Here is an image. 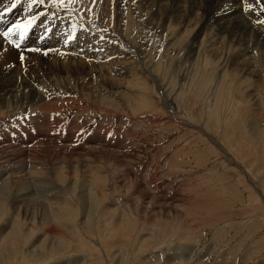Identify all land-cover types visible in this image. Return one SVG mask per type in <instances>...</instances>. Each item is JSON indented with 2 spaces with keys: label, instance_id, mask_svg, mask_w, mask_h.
Here are the masks:
<instances>
[{
  "label": "rangeland",
  "instance_id": "1",
  "mask_svg": "<svg viewBox=\"0 0 264 264\" xmlns=\"http://www.w3.org/2000/svg\"><path fill=\"white\" fill-rule=\"evenodd\" d=\"M178 1L0 0V264H264V0Z\"/></svg>",
  "mask_w": 264,
  "mask_h": 264
},
{
  "label": "bare ground",
  "instance_id": "2",
  "mask_svg": "<svg viewBox=\"0 0 264 264\" xmlns=\"http://www.w3.org/2000/svg\"><path fill=\"white\" fill-rule=\"evenodd\" d=\"M222 2H220V3H222V5H220V7H219V9L218 10H216L215 11V13L213 14V15H211L212 17H211V26H210V29H213L214 30V32L216 33V34H219V36L221 35V36H223V35H233V36H236V38H238L239 37V26H240V22H241V19L239 18V16H238V14H236V13H232L229 9H226V10H224L223 9V6H225V5H227V3L229 2V0H221ZM140 3L141 4H144V6H145V4L147 5V6H145V8H149L150 7V9H155V10H157L158 12H160V11H162L163 13L165 12V11H170L172 14H173V17H172V19H176V20H180L181 21V19H183V22L188 18V17H190V14L191 13H193V10L192 9H190V10H187V11H189V12H182V11H186V9H180L182 6H179V4L180 3H183V1H178V2H176V3H171L170 2V0H140ZM194 3H192L191 5H193ZM191 5H188V7L189 6H191ZM193 8V7H192ZM196 9V8H195ZM197 10H199V9H197ZM156 11V12H157ZM154 12V11H153ZM169 13V12H168ZM171 13H170V15H171ZM205 13V12H204ZM159 14V13H158ZM207 14V13H206ZM163 15V14H162ZM209 15V14H208ZM169 16V15H168ZM193 17V16H192ZM166 18V17H165ZM168 18H170V17H168ZM242 19L245 21L243 24H244V26L248 29V25L246 24V22L247 23H250V22H248L246 19H244L243 17H242ZM207 21V20H206ZM206 21L204 20L203 22L204 23H206ZM181 23V22H180ZM210 23V22H209ZM250 24H252V23H250ZM205 25V24H204ZM208 25V24H207ZM183 28V27H182ZM252 28V27H251ZM205 29V28H204ZM209 29V30H210ZM201 30V29H200ZM254 28L253 29H251V30H249L248 31V33L249 34H253L254 33ZM202 31V30H201ZM212 31V30H211ZM198 33H200L199 31H198ZM223 34V35H222ZM255 34H256V36H255V40H254V44L256 45V44H258L259 45V43L260 42H264V38H263V40H261V36H262V34L261 33H257V32H255ZM217 36V35H216ZM258 45H256L257 47H258ZM75 48V47H74ZM82 49V48H81ZM73 51V50H72ZM242 51H246V49H242ZM242 51H240V52H242ZM58 53V52H57ZM76 54V53H75ZM239 56H240V59H239V62H241V61H244L242 58L244 57V55H243V52L242 53H240L239 54ZM238 57V56H237ZM247 58V57H246ZM95 59V58H94ZM237 59V58H236ZM249 60H246L245 59V61L244 62H246L245 63V65H249L250 63L248 62ZM244 62H242V63H244ZM238 63V62H237ZM238 65V64H237ZM85 66V65H84ZM236 67V66H235ZM250 71V70H249ZM254 71V70H253ZM250 73V72H249ZM252 74V73H251ZM19 76V75H18ZM18 80V79H17ZM16 83V82H15ZM18 83V82H17ZM15 88V87H14ZM89 90V89H88ZM10 92H11V90H10ZM2 93V92H1ZM4 94V93H3ZM9 94V93H8ZM26 94V93H25ZM42 95V94H41ZM83 95V94H82ZM17 99V98H16ZM28 100V99H27ZM43 100V99H42ZM7 101V100H6ZM31 102V101H30ZM35 102V101H34ZM43 102V101H42ZM46 102V101H45ZM107 102V101H106ZM11 104V103H10ZM20 104H21V102H20ZM15 106V105H14ZM25 106L26 107H28V102H26V104H25ZM16 107V106H15ZM40 107V106H39ZM128 107V106H127ZM30 108H31V106H30ZM81 109H82V107H81ZM41 110V109H40ZM30 111V110H29ZM58 141V140H57ZM46 142V141H45ZM53 142V141H52ZM44 143V142H43ZM66 143V142H65ZM1 151V150H0ZM72 153V152H71ZM0 176H1V174H0ZM7 177V176H6ZM10 182V181H9ZM25 183V182H24ZM22 184H23V182H22ZM27 184V185H26ZM28 184L29 183H25L24 185H22V186H24V187H21L22 189H18V196H20V198H24V196L23 195H28V194H30V196L29 197H34L33 196V192L32 191H30V187H28ZM7 185H8V181H7V179H3L2 177H1V179H0V190H6V188L8 189V187H7ZM25 186H27V187H25ZM30 186V185H29ZM38 185H35V187H37ZM93 191V190H92ZM4 192V191H3ZM9 192V191H8ZM35 192H36V189H35ZM7 194V193H6ZM36 193H34V195H35ZM38 195V194H37ZM90 195H92V194H90ZM7 196V195H6ZM91 197V196H90ZM28 198V197H27ZM0 199H1V196H0ZM81 201V200H80ZM95 201V200H94ZM82 203V202H81ZM155 206V205H154ZM82 207V206H81ZM56 209V208H55ZM106 213V212H105ZM60 218V217H59ZM62 219H63V217H62ZM65 219V218H64ZM69 219V218H68ZM71 220V219H70ZM135 231V230H134ZM13 233V232H12ZM6 240V239H5ZM8 242V241H7Z\"/></svg>",
  "mask_w": 264,
  "mask_h": 264
},
{
  "label": "snow or ice",
  "instance_id": "3",
  "mask_svg": "<svg viewBox=\"0 0 264 264\" xmlns=\"http://www.w3.org/2000/svg\"><path fill=\"white\" fill-rule=\"evenodd\" d=\"M19 2V0H14V2L11 5V8H15L16 4ZM44 0H31L30 6H35L38 4L43 3ZM55 3H63L64 0H54ZM11 8L5 9V12L11 11ZM247 10V8L245 9ZM28 24H21L19 21L16 24H13L11 27H9L5 32L0 33V35H3L5 38H8L10 35L14 34L15 30H19L20 39L23 40L26 30L28 28ZM23 59V57H21Z\"/></svg>",
  "mask_w": 264,
  "mask_h": 264
}]
</instances>
